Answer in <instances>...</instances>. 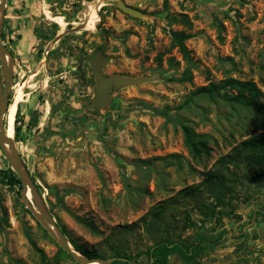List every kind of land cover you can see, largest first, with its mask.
I'll return each instance as SVG.
<instances>
[{
	"label": "rangeland",
	"instance_id": "rangeland-1",
	"mask_svg": "<svg viewBox=\"0 0 264 264\" xmlns=\"http://www.w3.org/2000/svg\"><path fill=\"white\" fill-rule=\"evenodd\" d=\"M121 1L140 15L116 0H46L34 48L25 58L14 51L5 126L35 188L25 197L100 257L144 264L154 242L202 234L219 236L195 262L172 254L168 264H264V179L242 164L220 168L233 184L222 203L202 184L221 155L264 124L232 98L236 86L193 93L232 77L253 81L264 103V0ZM180 29L190 34V60L173 44ZM101 46L104 73L156 76L88 108L96 81L87 61L80 76L77 59ZM1 68L0 60V91ZM182 125L207 137L208 154L188 152ZM7 167L14 172L0 147V264H80L29 209L21 182L3 176ZM189 185L198 190L185 195Z\"/></svg>",
	"mask_w": 264,
	"mask_h": 264
},
{
	"label": "trees",
	"instance_id": "trees-1",
	"mask_svg": "<svg viewBox=\"0 0 264 264\" xmlns=\"http://www.w3.org/2000/svg\"><path fill=\"white\" fill-rule=\"evenodd\" d=\"M171 35L173 38V44L178 47L182 57L185 60H190L191 51L185 44V40L190 36V34L185 30L180 29L171 31ZM183 76L189 78L190 75L188 71H184ZM236 82L237 81L234 78L226 77L221 82H209L206 85L199 86L193 93L213 95L216 94L218 89L222 86H236L237 92L232 96V98L234 100L242 101L245 105L249 106L263 125L264 103L260 100L261 91L251 80L240 82L239 85H236ZM182 130L184 144L192 156L200 157L202 154L209 153L210 146L208 144L207 137L204 134L193 131L187 125H182ZM216 163L219 166L204 172L202 184L212 194V196H214V198L221 203L224 200L223 196L228 192H232L233 184L226 183L223 172L220 168L227 167L230 164L235 167L242 164L253 176L256 175L257 177L264 179V129L233 145L229 151L217 159ZM3 176L7 178L8 182H20L16 173L11 172L9 167L3 170ZM181 190L184 191L185 195H188L198 189L195 185H189ZM57 225L62 232H64L62 226L58 222ZM218 236L219 235H215L209 239L207 236L200 234L196 236V239L189 243H183L170 239L156 241L148 249V258L144 264H168V258L172 254L177 255L186 263L195 262L196 256L206 251L209 245L216 241ZM70 243L84 255L92 257L97 256L94 250H87L72 241ZM123 256L126 257L125 254ZM151 257L153 258L152 261H150Z\"/></svg>",
	"mask_w": 264,
	"mask_h": 264
},
{
	"label": "water",
	"instance_id": "water-1",
	"mask_svg": "<svg viewBox=\"0 0 264 264\" xmlns=\"http://www.w3.org/2000/svg\"><path fill=\"white\" fill-rule=\"evenodd\" d=\"M116 5L124 12L132 15H140L139 11L126 5L121 0H116ZM6 0H0V28L3 19V13L5 9ZM57 36L53 39L55 41ZM0 60L2 63L1 76L5 78V86L0 91V147L4 152L8 162L10 163L12 169L20 179L22 184V195L25 198V202L33 214L40 220L41 224L47 230V232L54 238V240L66 251L75 261L80 264H90L96 262L98 264H110L115 259H121L129 261L127 257L122 256H109V257H100V256H88L82 254L76 248H74L69 239L65 236L62 230L57 225V222L50 216V214L38 203L34 196L36 209L27 199L26 194L29 189L32 193L35 192L34 185L30 180V177L23 166L20 156L18 155L12 138L7 136L6 126L4 125V114L7 111V94L9 89V83L11 78L13 58L7 48L2 44L0 38ZM78 65L77 69L80 72V76L84 77L82 62L87 61L90 64L91 71L95 78V87H94V98L90 99L88 108L95 106L104 107L109 102L110 92L113 88H118L126 84H136L146 80L153 79L156 74H152L144 77H129L123 76L120 74L108 75L104 73L103 67L106 62V56L103 54V46L97 49L93 55L80 56L77 59ZM251 205H248L242 209L243 213L248 212ZM258 233L264 238V228H259ZM152 257L150 261H152ZM130 264V262H129Z\"/></svg>",
	"mask_w": 264,
	"mask_h": 264
},
{
	"label": "crops",
	"instance_id": "crops-1",
	"mask_svg": "<svg viewBox=\"0 0 264 264\" xmlns=\"http://www.w3.org/2000/svg\"><path fill=\"white\" fill-rule=\"evenodd\" d=\"M43 4L46 5V0H6L2 32L20 58H25L37 42L35 23Z\"/></svg>",
	"mask_w": 264,
	"mask_h": 264
},
{
	"label": "flooded vegetation",
	"instance_id": "flooded-vegetation-1",
	"mask_svg": "<svg viewBox=\"0 0 264 264\" xmlns=\"http://www.w3.org/2000/svg\"><path fill=\"white\" fill-rule=\"evenodd\" d=\"M4 13H5V9H4ZM4 13H3V17H4ZM2 23H3V20H2ZM2 23H1V25H2ZM0 38H1V41H2V44L7 48V50L10 52V54H11V56H12V58H13V65H14V59H15V56H14V49H12L11 48V46H10V40L9 39H7V36L2 32V26H1V28H0ZM81 66H82V64H81ZM12 70H13V66H12ZM11 79V78H10ZM5 86V85H4ZM10 86V85H9ZM10 96L7 94V102H8V105H9V103H10ZM7 109H8V106H7ZM5 114H6V112H5ZM5 114H4V118H3V120H4V125H6V123H5Z\"/></svg>",
	"mask_w": 264,
	"mask_h": 264
},
{
	"label": "bare ground",
	"instance_id": "bare-ground-1",
	"mask_svg": "<svg viewBox=\"0 0 264 264\" xmlns=\"http://www.w3.org/2000/svg\"><path fill=\"white\" fill-rule=\"evenodd\" d=\"M90 264H98V263H96V262H92V263H90Z\"/></svg>",
	"mask_w": 264,
	"mask_h": 264
}]
</instances>
